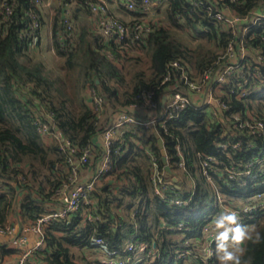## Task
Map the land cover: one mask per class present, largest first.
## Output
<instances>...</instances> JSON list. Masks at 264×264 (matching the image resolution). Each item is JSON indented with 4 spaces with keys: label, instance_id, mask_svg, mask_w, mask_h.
<instances>
[{
    "label": "trees",
    "instance_id": "obj_1",
    "mask_svg": "<svg viewBox=\"0 0 264 264\" xmlns=\"http://www.w3.org/2000/svg\"><path fill=\"white\" fill-rule=\"evenodd\" d=\"M79 1L82 6L72 12L73 36L65 33L60 12L48 14L52 21L47 47L55 57V70L38 53L39 32L32 27V19L26 12L33 10L29 0H11L14 10L1 26L0 227L8 223H33L38 216L56 208L59 205L56 190L68 182L67 151L60 150L52 137L51 143H45V136L37 128L39 119L51 121L54 129L76 148L75 159L86 146H92L94 155L93 138L106 127L100 118L106 108L111 118L115 110L137 102L136 96L144 90L158 97L168 84L176 83L184 91L186 86L179 80L182 69L189 76H197L210 70L218 72L226 63L230 34L213 18V6L208 0H161L157 14L163 6L164 21L161 23L156 16V23L151 24L148 32L136 40L129 36L120 42L105 40L103 33L91 26L92 13L84 0ZM224 2L244 16L258 9L264 0ZM107 11L117 16L109 7ZM125 12L131 18L117 16L124 24L134 18L144 19L134 12ZM44 20L42 14L41 26ZM182 29L195 31L199 37L196 45L190 47L181 38L178 33ZM250 34L253 35L248 38V47L255 54L258 48L263 60L257 63L249 48L251 59L244 61L264 76V20L252 27ZM173 61H178L181 68L171 66ZM167 75L168 80L163 82ZM90 88L103 97L100 113L90 107L87 96ZM220 97L226 109L219 119L211 115L212 108L208 105L200 108L190 105L177 118L169 120L167 133L153 127H129L115 144L119 152L111 153L112 168L90 191L91 203L82 202L68 218L46 226L44 247L33 253L35 263L32 260L29 264H104L98 259L100 253L90 244L93 236L102 237L114 250H123L128 241L155 245L154 259L158 264H207L193 249L181 257L175 256V250L194 248L191 240L200 237L207 222L223 210L217 193L227 197L230 206L240 209L239 222L243 227L248 230L255 226L249 232L253 236L256 232L261 234L258 242L253 239L240 242L241 264H264V208L249 213L241 209L242 204L253 202L252 195L264 193V171L257 170V158L264 150V132L243 134L238 129L232 140L240 139V148L219 146L231 135L230 123L224 119L230 112L245 119L251 117V123L255 118L264 123V90L255 89L241 97L223 93ZM43 113L49 116L48 120ZM158 137L171 169L167 177H177L163 197L154 192L149 177L150 155L159 170L165 172ZM207 155L215 156L219 163L211 162V166L203 168ZM181 161L183 169L179 168ZM250 161L255 162V170L239 174ZM178 198L186 203L176 202ZM213 245L216 251V241ZM11 250L3 247L0 253ZM73 250L78 253L77 258ZM146 262L144 259L137 264ZM212 262L221 264L217 252Z\"/></svg>",
    "mask_w": 264,
    "mask_h": 264
},
{
    "label": "built area",
    "instance_id": "obj_2",
    "mask_svg": "<svg viewBox=\"0 0 264 264\" xmlns=\"http://www.w3.org/2000/svg\"><path fill=\"white\" fill-rule=\"evenodd\" d=\"M108 1L84 0V4L92 13L90 17L91 26L94 29L100 30L105 40L115 42H120L129 36L136 40L140 35L148 32L153 27L151 24H154L153 22L156 23L157 8L161 4V0H116L126 11H131L144 17L143 20L134 18L132 21L128 20L127 24H124L117 16L108 13ZM208 1L213 6L211 8L214 10L213 18L217 22H220L223 30L230 34L225 52L227 60L224 66L218 72L210 70L197 76H189L182 69L179 80L186 86L184 91L179 90L176 83L168 84L164 89L165 92L161 93L158 97H155L152 91L144 90L136 96L137 102L115 110L111 114L110 123L102 131L103 150L100 156V165L87 178L80 180L78 175L81 171L80 168L87 165L93 156L92 146H86L81 151L79 158L75 159L73 155L76 148L63 137L60 131L54 129V124L51 121L47 122L40 119L37 121L39 133L43 136L48 135L52 137L57 141L60 150L67 151V163L70 166V173L68 182L63 183L56 190V195L60 200L58 207L38 216L33 223L23 225L18 222L8 223L0 227V234L11 237L15 236L16 231H18L19 233L15 238L22 245L26 241V234L28 232L35 235L34 244L29 248H23L14 264H29L32 261L33 253L43 249L45 243L44 229L46 226L54 221L68 218L82 202L91 203L89 193L94 189L98 180L112 168L111 153L112 151L119 152V146H115V144L120 142V139L129 127H153L167 133L169 120L177 118L190 105L198 106L199 108L208 105L210 109L212 108L211 115L219 119L222 110L226 109L225 103L220 97L221 94L224 93L228 97L229 94H236L237 97H241L255 89L264 90V76L260 75V71L257 68H250L248 63L244 61L248 58L251 59L248 54L249 48L255 54L254 49L250 46L248 47L247 43L248 38L253 35L250 34L251 28L259 26L261 21L264 20V2L258 9L254 8L248 14L240 16L224 0ZM29 2L33 10L30 8L26 12H28L32 19L34 30H38L39 37L42 27L41 15L47 10L50 12L53 10L54 12H60V23L64 27L65 33L68 36H73L75 25L72 19V12L74 9L82 6L79 0H29ZM210 7L208 6V9ZM13 10L14 5L11 0H0V29L6 19L11 16ZM37 39L38 37L35 36V40ZM256 50L257 55H253L252 58L257 63H260L263 57L259 49L257 48ZM171 66L181 68L178 61H173ZM168 78L167 75L163 82L167 81ZM251 78L254 80L251 81ZM87 96L90 107L96 113H100L103 110V97L94 88L88 89ZM148 111L151 113L148 114ZM224 119L230 123L231 135L227 140L219 142V146L223 148L227 147V145H231L233 148H240L242 145L241 140H232V138L237 136L236 131L238 129L243 130V134H252L255 130H259L258 134L264 132V123L257 118L251 123V117L245 119L236 112H230ZM224 133H227V131L225 130ZM250 145L249 142L246 143L247 147H250ZM145 151L149 152V149L146 147ZM177 151L181 152L178 146ZM263 152L264 150L261 153L262 155L257 158V170L259 171H264ZM150 162L151 170L149 177L154 186V192L163 197L165 196L164 192L174 182L166 176L164 171L159 170L155 158L151 155ZM211 162L219 163L215 156H205L202 162L203 168L211 166ZM254 164L255 162L253 161L245 163L243 165L244 169L239 174H249L252 170H255L253 169ZM179 168L183 169L182 161L179 162ZM232 171V169L229 170L230 174L233 173ZM209 181H211L210 178ZM217 198L221 207L223 206V210L232 209L239 212L240 209L229 205L227 197L225 198V196L217 193ZM251 200H253L251 204H242L241 209L243 212L249 213L252 210L264 208V193L252 195ZM176 202L186 203V200L178 198ZM212 219L203 227L201 236L198 238L194 237L191 240L194 248L177 249L175 250L176 257L189 255L193 249L195 250L194 253L197 256L198 254L201 255L207 264H214L212 260L216 256V251L213 244L216 241L215 235L217 230L214 228ZM189 241L190 239L186 240V243H189ZM90 244L94 250L100 253L98 259L104 264H137L144 259L147 260L146 264H158L154 259L157 255L155 245L148 246L144 242L134 243L128 241L123 250H114L109 248L105 240L99 236H93ZM206 247L212 249L211 256H208L207 252H205Z\"/></svg>",
    "mask_w": 264,
    "mask_h": 264
},
{
    "label": "crops",
    "instance_id": "obj_3",
    "mask_svg": "<svg viewBox=\"0 0 264 264\" xmlns=\"http://www.w3.org/2000/svg\"><path fill=\"white\" fill-rule=\"evenodd\" d=\"M108 7L111 9V11H113L121 19L127 20V19L131 18L130 14L126 13L125 10L122 8V6L119 4V2L116 0H109L108 1ZM76 11H78V8H76ZM43 27L44 26H42L40 29V50H42L44 48L45 43L47 45H48V43H50L49 31L46 32V28L44 29ZM47 48L49 49V47H47ZM49 51L50 52L47 53V55L43 53L41 56H42V58L47 56L49 61H50V60L54 59L55 57H54L51 49ZM150 113L151 112L148 111V114H150ZM42 115L47 120L49 119V116L46 113H43ZM100 118H101V121H103L102 122L103 125L107 126L110 123L111 118H110L109 112H107V108L103 114L101 113ZM43 140L45 141L46 144H49L52 142V138L48 135L45 136L43 138ZM93 143H94L93 147L96 148V150L94 149L95 153L92 156V160L90 161V164L85 165L84 167L81 168V171L79 172V175H78L80 177V180H84L85 178H87L88 175L90 173H92L93 170L96 169L100 165V153L103 150L102 132H99L98 134L95 135V137L93 138ZM57 199H58V204H59L60 200H59V198H57ZM18 233L19 232L16 231V235H18ZM16 235L11 237L8 235L0 234V248L7 247V248L13 249L8 253H4V254L0 253V264H14L19 253H20V251L25 247L26 248L31 247L35 242V235L31 232H28L26 234V241H25L24 245L20 244L17 241V239L15 238ZM74 251L75 250H73V252ZM32 260H33V258H32ZM33 262L35 263V260H33Z\"/></svg>",
    "mask_w": 264,
    "mask_h": 264
},
{
    "label": "clouds",
    "instance_id": "obj_4",
    "mask_svg": "<svg viewBox=\"0 0 264 264\" xmlns=\"http://www.w3.org/2000/svg\"><path fill=\"white\" fill-rule=\"evenodd\" d=\"M239 213L236 210L225 209L213 218L214 228L217 230L215 235L217 257L221 264H241V255L243 249L239 243L244 239H253L258 242L262 239L260 232L253 236L239 222ZM236 245L230 249L229 243ZM208 256L212 255L210 247L205 248ZM247 264V262H246Z\"/></svg>",
    "mask_w": 264,
    "mask_h": 264
},
{
    "label": "rangeland",
    "instance_id": "obj_5",
    "mask_svg": "<svg viewBox=\"0 0 264 264\" xmlns=\"http://www.w3.org/2000/svg\"><path fill=\"white\" fill-rule=\"evenodd\" d=\"M163 10H164V7L162 6V8H161V10L158 12V14L156 15V16H159V20H160V22L162 23L163 21H164V19H165V16H164V12H163ZM53 13H54V10L52 11ZM52 12H50V11H45L44 12V18H45V23L42 25V26H44L43 28L45 29L46 28V32H48L49 31V36H50V25H51V21H52V19L50 20V18L48 17V14H51ZM52 13V14H53ZM51 17H52V15H51ZM50 21V22H49ZM180 36H181V38L185 41V42H187V44L190 46V47H193L194 45H196V43L198 42V40H199V37H198V35H196V33H195V31L193 30H190V29H182V30H179V33H178ZM48 36V35H47ZM46 36V37H47ZM48 44H50V43H48ZM50 51H49V49L47 48V44L45 43V45H44V48L41 50V52L40 51H38V53H40L39 55H42L43 53L44 54H46L47 55V53H49ZM44 61H45V63L49 66V67H51V68H53L54 70L57 68V65H56V60L55 59H52V60H50L49 61V59H48V57L47 56H45L44 58ZM143 68H145V66H143ZM210 208V206H208V208H207V210H206V213L208 212V209ZM199 214V211L197 210H195V215H198ZM254 228H255V226H252V227H250L249 229H248V231H250V230H254ZM241 243H242V241H240ZM239 245H240V243H239ZM229 247H230V249H234L235 247H236V245H234V244H232L231 242L229 243ZM88 254V253H87ZM73 256L75 257V258H77L78 257V253L76 252V251H74L73 252Z\"/></svg>",
    "mask_w": 264,
    "mask_h": 264
},
{
    "label": "water",
    "instance_id": "obj_6",
    "mask_svg": "<svg viewBox=\"0 0 264 264\" xmlns=\"http://www.w3.org/2000/svg\"><path fill=\"white\" fill-rule=\"evenodd\" d=\"M157 140H158V146H159L160 152H161V161L164 164V169H165V172H166V176H170L171 175V169H170L169 165L167 164V159H166L165 151H164V148H163L162 139L160 137H158ZM171 179H172L173 182H177V177L172 176Z\"/></svg>",
    "mask_w": 264,
    "mask_h": 264
}]
</instances>
